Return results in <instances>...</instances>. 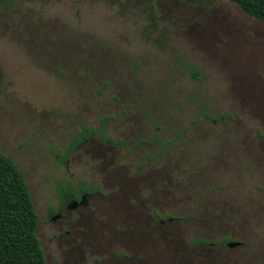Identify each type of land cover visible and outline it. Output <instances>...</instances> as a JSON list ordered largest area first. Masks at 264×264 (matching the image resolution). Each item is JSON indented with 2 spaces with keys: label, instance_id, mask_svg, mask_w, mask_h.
Listing matches in <instances>:
<instances>
[{
  "label": "rangeland",
  "instance_id": "1",
  "mask_svg": "<svg viewBox=\"0 0 264 264\" xmlns=\"http://www.w3.org/2000/svg\"><path fill=\"white\" fill-rule=\"evenodd\" d=\"M85 127L98 136L73 147ZM0 151L47 264L74 263L48 220L69 186L101 192L102 264H264V20L232 0L3 5Z\"/></svg>",
  "mask_w": 264,
  "mask_h": 264
},
{
  "label": "trees",
  "instance_id": "2",
  "mask_svg": "<svg viewBox=\"0 0 264 264\" xmlns=\"http://www.w3.org/2000/svg\"><path fill=\"white\" fill-rule=\"evenodd\" d=\"M12 1L15 0H0V7ZM107 1L111 4L123 3L127 8L145 7L149 10L153 8L155 2V0ZM184 1L201 4L214 0ZM232 1L250 16L264 20V0ZM189 69L193 77L200 75L196 64L189 65ZM92 136H98L96 130L85 127L74 138L73 147L85 143ZM82 190L92 191L85 186L82 187ZM61 198V204L64 206L75 198L79 199V193L72 186H69L68 189H62ZM39 224L40 216L36 210L23 170L9 155L0 151V264H47L46 254L38 235ZM233 242L235 241L228 237L220 241L224 245ZM196 243L209 244V241L199 239L196 240Z\"/></svg>",
  "mask_w": 264,
  "mask_h": 264
},
{
  "label": "flooded vegetation",
  "instance_id": "3",
  "mask_svg": "<svg viewBox=\"0 0 264 264\" xmlns=\"http://www.w3.org/2000/svg\"><path fill=\"white\" fill-rule=\"evenodd\" d=\"M77 192L79 193V199L75 198L64 206L61 204L59 208L52 210L48 220L52 223L59 221L65 225L63 234L67 237V241L69 240L67 245L69 247V255L71 254L72 260H74L72 264H89L90 261L91 264H102L103 246L101 244V236L106 220H101L102 230L97 228L94 236L89 238V232L87 231L88 227L91 231L94 224H100L98 216L103 214L101 213V209L87 206L89 205V200L93 196L101 194V192L99 190L84 191L82 188ZM129 213L133 214V212ZM87 214L91 216L95 215L96 219L87 218ZM104 214L109 216V220L114 219L118 224L126 226L124 225V221H120V219H123L121 216H115L111 211ZM88 220H91V222L96 221L97 223L91 224V222L88 223Z\"/></svg>",
  "mask_w": 264,
  "mask_h": 264
},
{
  "label": "water",
  "instance_id": "4",
  "mask_svg": "<svg viewBox=\"0 0 264 264\" xmlns=\"http://www.w3.org/2000/svg\"><path fill=\"white\" fill-rule=\"evenodd\" d=\"M240 242H233V243H229L228 245H230V246H233V245H237V244H239Z\"/></svg>",
  "mask_w": 264,
  "mask_h": 264
}]
</instances>
